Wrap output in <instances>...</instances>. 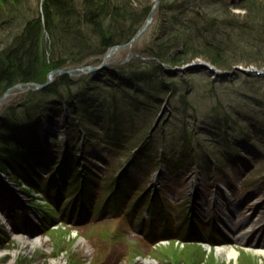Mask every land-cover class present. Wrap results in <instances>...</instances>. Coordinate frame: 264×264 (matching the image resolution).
Instances as JSON below:
<instances>
[{"label": "rangeland", "instance_id": "rangeland-1", "mask_svg": "<svg viewBox=\"0 0 264 264\" xmlns=\"http://www.w3.org/2000/svg\"><path fill=\"white\" fill-rule=\"evenodd\" d=\"M74 1L81 6L85 0ZM108 1L110 7L115 5L113 0ZM156 1L136 0L133 8L129 9L130 14L125 11L127 16L132 17L129 24L115 22L114 16L110 14L103 20L101 29L109 35L115 33L117 26L121 25L126 29L121 33L131 30L150 7L153 9ZM161 1L163 8L158 5L152 11V25L140 39L131 42L129 48L117 51L108 60L112 68L127 66L128 70L137 68V72H140L150 69L147 64L152 63L151 61L159 64L160 61L149 55V49L158 44L155 41L157 31L167 23V9L164 5L168 7L176 4L175 7H179L184 3L189 8V16L178 10L173 13L175 17L183 18L182 20H186L187 16L191 17L195 27H201L210 33L208 36L217 45H222L229 54L234 53L237 58L246 55L248 51L242 50L245 47L262 52L259 56L250 53L253 55L242 59L254 61V68L264 69V48L254 47L264 43V26L246 20L244 11L239 7L244 5L245 0ZM258 1L264 4V0ZM20 2L22 7L18 8L22 10L19 16L24 20L18 16L15 18L13 27L16 30L24 25L25 20L34 22L32 19L36 16L42 27L45 26L44 0ZM136 20L137 23H132ZM4 22L0 20L1 25ZM181 23L183 27L189 25ZM1 29L3 30L2 26L0 32ZM43 29L40 48H47L45 55L47 60H51L50 47L54 43L46 28ZM51 30L55 32L54 28ZM5 31L11 35L13 30L8 28ZM70 31L74 34V29ZM80 31L83 38L87 34L88 50L80 53L76 61L86 62L84 65H101L107 50L102 54L101 49H97L99 35L83 26ZM37 44L39 43L36 41L35 48ZM57 52L60 54L63 50ZM132 52L134 57L130 56ZM55 54L56 50L53 55ZM197 60L206 61L202 57L195 59ZM75 65L70 68L84 66ZM162 66L165 72L169 70L167 64L162 63ZM237 66L247 65L240 63ZM128 70L115 71L125 76L130 75ZM80 75L70 76L69 85L57 81L62 99H41L46 105H51L48 112L57 109L59 118H55L60 121L67 107L84 109L85 100L89 105L103 106L106 103L111 108V99L114 98L122 105L121 111L123 104L128 108L124 114L120 112V115L131 118L135 114L132 112L134 104L140 101L152 104L153 109H149L147 113L144 112L147 109H139L137 117L144 113L146 117L143 121L140 118L137 120V127L146 126L143 130L146 131L158 122L151 133L154 136L151 140L154 150L148 156L141 155V170L138 164L132 167V159L124 157V154L115 157L102 154L101 150L106 148L108 140L102 146L98 141L88 145L86 136L79 129L82 127L80 116H77L79 118L75 123L78 126L72 134L60 132L61 129L57 127L53 138V145L56 147L52 154L57 163L53 168L56 171L50 172V176L47 172L42 175L41 184L46 180L44 185L47 186H43L40 191L26 189L25 186H21V189L14 186L11 192L0 188V264H264V255L251 247V243L259 241L257 239L264 244V75L237 73L234 77H215L204 70L173 74L171 76L177 78L179 87L171 100L179 110L170 113L164 110L159 121L157 115L154 118L152 113L162 108L171 97L169 91L163 90L164 84H160L164 88H161L157 97L151 92L134 94L119 90V94H115L110 92L111 84L105 83L109 80L114 83L116 79L113 76L104 73V81L97 82L92 76L86 79L87 76ZM146 82L153 81H142L139 85L147 88L149 84ZM89 87L92 88L88 89ZM93 87L97 91L92 94L90 92ZM38 100V95L29 96L26 92L14 90L1 104L0 115L10 107L19 108L27 101L34 104ZM192 107H196L198 111L196 119ZM112 110L103 115L98 112L97 120L101 121L100 117H113ZM30 131L32 130H28ZM143 131L137 133L142 136L145 133ZM38 132L34 133L35 141ZM103 134L107 135V131ZM84 144L86 146L83 150L80 149ZM164 148L167 151L165 156L159 154ZM65 150L70 152V162L78 163L79 160L80 165H86L99 173L97 180L90 178L88 183L91 188L89 185L85 189L84 185L75 184L78 182L77 174H83L82 169L74 167L71 173L69 164H63L65 166L60 168V162L67 156ZM98 153L103 158L96 162L92 157ZM156 156L159 159L164 157L167 169L166 175H162L158 181L154 176L150 178L146 175L154 167L151 160ZM105 157L108 165L103 161ZM217 161L220 163L217 164ZM50 164L46 167L49 168ZM126 164V177L132 175L135 179L128 181L132 186H126L123 191L126 189L135 194H121L116 200L111 192L120 170ZM55 175L59 176L58 179H66L67 183L59 187V183L52 180ZM197 183L201 187L198 198L193 186ZM137 188L145 192L138 194ZM139 196L145 197L140 201ZM218 197L228 200L226 207L228 204L237 206L232 223L244 233L240 240L231 241L221 227L223 220L228 221L229 217L226 215V207L217 202ZM197 202L200 204H196ZM153 217H156V221L153 228H150L149 220ZM36 230L39 231L35 232ZM164 235L170 237L166 238ZM33 236L38 239L34 248L28 243ZM243 236L248 240L243 242ZM227 245L238 250L235 257L227 259L217 253L218 246Z\"/></svg>", "mask_w": 264, "mask_h": 264}, {"label": "trees", "instance_id": "trees-1", "mask_svg": "<svg viewBox=\"0 0 264 264\" xmlns=\"http://www.w3.org/2000/svg\"><path fill=\"white\" fill-rule=\"evenodd\" d=\"M20 1L0 0V20L5 21L3 25L0 24V27L2 26L3 28V30H1L4 32H0V97L8 88L18 83L44 82L47 73L52 69L73 67L76 66L75 64L84 65L86 62L83 63L82 60L76 61L83 51L88 50L86 46L88 37L87 34L84 35V38L81 36V26H83L84 29L87 28L93 32L95 31L96 34L99 35V38H97V40H99L97 49L100 48L101 53L104 54L110 46L129 41L143 25L152 8L150 7L148 12L143 14L144 16H142L143 18L141 20H138L139 22L137 20L132 22L138 23L133 26L131 30L121 33L122 30L125 29V27L121 25L117 26L115 33L109 35V33L106 34V32L101 29L103 20L108 17L107 15L111 14L114 16L113 19L116 20L115 22L118 21L120 23L122 22L123 24H129V19L132 17L127 15L128 13L130 14L129 9L133 8L136 0H116V3L115 0H113L115 5H112L111 7L108 0H85L82 2L81 6L74 0H44L43 6L45 26L43 27L46 28L51 40L54 43L52 47H50L52 49L51 60H47L48 57L45 55L47 48H45L46 50H44L42 47V49L40 48L41 32H43L44 29L37 16L32 19V21H34L32 23H29L30 19L29 21L25 20L24 25H22V27L18 30H16V27H13L15 26L13 24L16 22L15 18L20 17L24 20L22 16H19L20 11L22 10L18 8V6L20 8L22 7ZM183 4L179 7H175L176 4H172L174 6L168 5V7L164 5V8L167 9V23L165 22V26H163L161 29L159 28L157 31V37L155 38V41H158V44L149 49L151 51V54L149 55L160 61L159 64L151 61L152 63L150 64L152 65L147 64L150 66V69L140 72H137V68L128 70L127 66L113 68L111 72H104L105 74L111 75L114 77V79H116L114 83L110 80L105 82L107 84H111L109 85V87L112 88L110 92L115 94H119L117 92L119 90V92L129 91L130 93L134 94L151 92V94H156L155 97H157L161 93V88L165 87L163 90H166V92L169 91L171 96L169 100V103H171L170 108L172 112H176L179 110V107L174 105L171 99L174 97V94L179 87V83L177 78H173L171 75H168L165 72V68L162 66V63L167 64L168 67H180L202 57L209 63L215 65L217 68L231 70L234 66L240 63L245 65L254 64L252 63L254 61L248 59L243 60L242 58H248V56H252L253 54L250 53H254L257 56L260 55L259 53H262L260 51L256 52V50L252 48L247 49V47H245V49L242 50H246L248 52L246 55L242 54V57L237 58L234 53L229 54L227 49L223 48L222 45H217L213 39L208 36L210 33H207L201 27H195L193 19L188 17L190 14L188 6ZM159 7L163 8L162 3H160ZM239 7L244 11L247 21L250 20L256 25L261 27L264 26V4L262 2L260 3L258 0H245L244 5ZM178 10H182L183 13L188 15L186 20H182L183 18L175 17L173 15V13ZM125 11H128V13H125ZM180 21L189 25L183 27L181 26L182 23ZM8 28L13 30L11 35L7 34L5 31ZM52 28H54L55 32L51 30ZM58 29L60 30L59 33ZM71 29H74V34L71 31L69 32ZM124 31H126V29ZM84 32H87V30ZM36 41L39 44H37L35 48L34 44ZM4 43L5 46H3ZM170 47L171 51L169 52ZM254 47L264 48V43ZM54 50H56L55 55H53ZM59 50H63V53L60 52V54H58L57 51ZM154 65L155 68H153ZM115 70H128L130 75H120ZM102 76V74L97 75L94 80L97 82L102 80L104 81V77ZM85 78L89 79L88 76ZM58 80L59 82L62 81L66 82L68 85L70 84L68 76H63ZM57 81H54L42 91L27 92L26 94L29 96L38 95L39 100L34 104L30 103V101H27L19 108L10 107L5 112H3L0 117V167L4 168V170L6 168L10 169V167L17 168V171H15L17 172L18 176L15 178V180L18 181L22 179L32 186H37L42 182V177L35 171V166H47L53 161V153L43 147L38 137H36L37 141H35L34 133H37L36 127L38 121L42 118H45V113H47L51 108V105H46V103H44L41 99H46V97H57L59 99L63 98L61 92L58 91L59 86ZM142 81L153 82H146L149 85L147 88H145L139 85V83H142ZM161 83L162 85L164 84V87L160 85ZM90 88L92 87H89L88 89ZM94 89L95 88L93 87L90 93L93 94L94 91H97V89ZM81 100L83 99L81 98ZM111 100L113 104L111 108L107 107L106 103H104L103 106L89 105L88 102H85V100L83 101L84 109H76V107H71L72 123L74 124L77 118H79L77 116H80L83 130L87 133L88 139L91 140V143L98 141V143L102 146V143L108 140L106 150L111 157L124 154V157L128 156L129 160H133L134 157L136 158L137 156V152L133 153V151L137 148L143 147L142 151L144 153L153 151L154 149L151 146V140L154 138V136L150 134L151 129L143 131L146 126L137 127V120L140 118V120L143 121L146 117L147 111L149 109H153V105L140 101L139 103H136L137 105H133L132 112L135 114L131 116V118H124L122 117V114H124L128 108L125 106V104H123V111H121L120 107L122 105L120 102L114 98ZM158 101L159 99L157 102ZM55 104L58 105V103ZM142 108L147 109L144 110L146 113L140 115V117H137V115L140 114V110H142ZM192 109L194 111L195 119L198 118V111L196 107H192ZM56 110L57 109H54L53 111ZM110 110H112L111 112L114 114V119L111 116L108 119L105 117H100L101 121L97 120L96 114L98 112L103 115L104 113L109 114ZM160 110L161 108L156 109V111L154 110L152 116L155 118ZM120 112H122L121 115ZM113 124L117 125V128L114 127ZM28 130H32L33 132H28ZM104 131H107V135H114H104ZM141 131L145 132L142 136L137 133ZM165 153H167V151L165 152L164 148V156ZM157 158L151 162V164H153L156 169L157 167L159 168L161 164L160 161V163L158 162ZM64 164H69L71 166V168H69L71 173L74 170L73 168L77 167L75 163L69 162V159L66 160ZM108 164L109 163L106 162V165ZM65 165H63L61 168H63ZM85 174L89 175V178L87 181H85L86 186L89 185L88 182L92 173L86 170ZM126 174L127 173H125L122 177L116 178L112 194L114 193L115 189L116 194H120V190L126 186H129L128 188L132 186L130 184L131 182L128 183V181L132 180L133 178L128 179ZM57 178H59V176L53 177V182L57 183ZM77 179H82L81 173L77 174ZM64 181L65 180L63 179L61 184H63ZM50 184H52V182ZM58 185H60V182Z\"/></svg>", "mask_w": 264, "mask_h": 264}, {"label": "water", "instance_id": "water-1", "mask_svg": "<svg viewBox=\"0 0 264 264\" xmlns=\"http://www.w3.org/2000/svg\"><path fill=\"white\" fill-rule=\"evenodd\" d=\"M159 2V0L157 1V3ZM152 20V12L150 13L148 19H147V23L145 24V26L139 31V33L137 34V36L135 38H133V41L137 40L148 28V26L150 25ZM125 45V47H127L129 44ZM124 47L122 46H117V47H111L108 49L107 54L105 56L104 62L101 66H84L81 68H74V69H67V71L65 70H55L53 71L47 79V82L44 85L38 84V83H20L17 84L11 88H9L4 95L0 98V105L9 97V95L16 89H20L22 91H30V90H40V89H44L46 86L49 85V83L53 80V75H78V74H88V73H92V72H96V71H100L102 69H105L107 67V60L113 55L115 54L117 51H119L120 49H122ZM204 68V69H208L211 70L214 73L217 74H222V73H227V72H220L219 70H217L214 66L204 62V61H195L189 65H186L184 68H176V70H187V69H195V68ZM236 72H242V73H257L259 75L264 74V70H258L257 68L254 67H248L245 68L243 66H236L234 68V70L232 72H230L231 75H234Z\"/></svg>", "mask_w": 264, "mask_h": 264}, {"label": "bare ground", "instance_id": "bare-ground-1", "mask_svg": "<svg viewBox=\"0 0 264 264\" xmlns=\"http://www.w3.org/2000/svg\"><path fill=\"white\" fill-rule=\"evenodd\" d=\"M152 11V10H151ZM151 11L149 12V14L151 13ZM148 14V15H149ZM125 45H127L126 44V42L125 43H122V44H118V45H112V46H110V47H117V46H122V47H125ZM127 48H129V47H127ZM123 49V48H122ZM121 50V49H120ZM252 65L253 64H251V65H247L248 67H252ZM246 66V67H247ZM170 68V67H169ZM173 68H175V67H173ZM173 68H171L170 70H173ZM177 68V67H176ZM175 68V69H176ZM200 68V67H199ZM200 69H204V68H200ZM220 69V68H219ZM55 70H65V71H67V69L66 68H56V69H52V70H50L48 73H47V76H46V79H45V81L44 82H42V83H39V82H34V83H38V84H41V85H44L46 82H47V79H48V76L53 72V71H55ZM169 70V71H170ZM182 71V70H181ZM100 72H106V69H102V70H100ZM168 72V71H167ZM166 72V73H167ZM93 75V74H92ZM63 75H53V80L49 83V85L50 84H52L54 81H57L58 79H59V77L61 78ZM64 76H67V75H64ZM69 76V75H68ZM48 85V86H49ZM48 86H46L44 89H46ZM44 89H40V91H42V90H44ZM22 92H25V91H22ZM45 119H46V117H45ZM114 125V127H116L117 128V125H115V124H113ZM45 127H48V128H45V130L44 129H42L43 130V133H48V130H50V128H49V123H47L46 125H44ZM48 129V130H47ZM39 138V137H38ZM52 166L53 167H55V165L57 164L54 160L52 161ZM6 167H7V165H6ZM5 167V168H6ZM4 169V168H3ZM17 168H14V167H10V169H8V168H6L5 169V172L6 173H4V172H2L3 174H5L6 176H7V180L8 181H11L12 179H14V178H16L17 176H18V174H17V170H16ZM16 170V171H15ZM226 196H229L228 194H226ZM228 198V197H227ZM226 201H228L226 198H222V197H218V199H217V202L219 203H221L222 205H224L225 207H226ZM228 204V203H227ZM224 207V208H225ZM228 207V208H227ZM226 207V214L229 216V217H233L232 215L234 214L233 212H235L236 211V209H237V206L236 205H233V204H228V206ZM232 227H234V225H232L231 227H230V229L228 228V230H229V232H230V234H232V236H233V239L234 240H240L241 238H240V236H242L244 233L242 232V231H240V233L238 234V233H233V231L235 230V229H232ZM239 232V231H238ZM243 242L244 241H246L247 240V237L246 236H243ZM30 241L28 242L29 243V245H31L33 248L35 247V245L38 243V239L36 238V237H30V239H29ZM251 245H253L252 243H251ZM252 247V249L253 250H255V251H257L258 253H262L263 255H264V245L263 244H261V243H258V245L256 244V245H254V246H251ZM217 253L218 254H221V255H223L225 258H227V259H230L231 257H235L237 254H238V250H236L232 245H227V246H218L217 247Z\"/></svg>", "mask_w": 264, "mask_h": 264}]
</instances>
